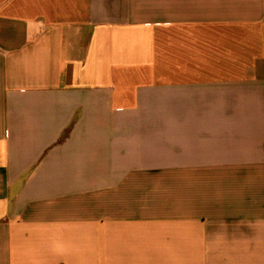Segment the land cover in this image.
Returning a JSON list of instances; mask_svg holds the SVG:
<instances>
[{
  "label": "crops",
  "instance_id": "crops-1",
  "mask_svg": "<svg viewBox=\"0 0 264 264\" xmlns=\"http://www.w3.org/2000/svg\"><path fill=\"white\" fill-rule=\"evenodd\" d=\"M0 264H264V0H0Z\"/></svg>",
  "mask_w": 264,
  "mask_h": 264
}]
</instances>
